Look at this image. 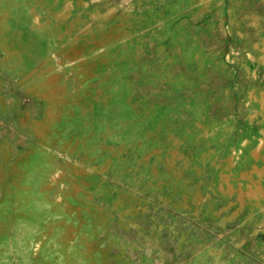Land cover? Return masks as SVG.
Segmentation results:
<instances>
[{
  "label": "rangeland",
  "instance_id": "obj_1",
  "mask_svg": "<svg viewBox=\"0 0 264 264\" xmlns=\"http://www.w3.org/2000/svg\"><path fill=\"white\" fill-rule=\"evenodd\" d=\"M0 264H264V0H0Z\"/></svg>",
  "mask_w": 264,
  "mask_h": 264
}]
</instances>
